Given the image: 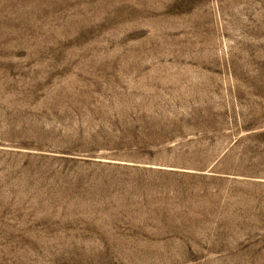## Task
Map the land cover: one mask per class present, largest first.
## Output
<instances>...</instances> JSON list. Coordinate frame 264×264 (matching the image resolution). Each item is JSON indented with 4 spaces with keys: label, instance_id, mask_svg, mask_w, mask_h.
<instances>
[{
    "label": "rangeland",
    "instance_id": "obj_1",
    "mask_svg": "<svg viewBox=\"0 0 264 264\" xmlns=\"http://www.w3.org/2000/svg\"><path fill=\"white\" fill-rule=\"evenodd\" d=\"M0 264H264V0H0Z\"/></svg>",
    "mask_w": 264,
    "mask_h": 264
}]
</instances>
